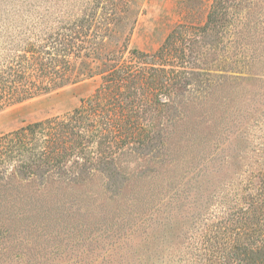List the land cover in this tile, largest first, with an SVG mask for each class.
Segmentation results:
<instances>
[{
  "label": "rangeland",
  "instance_id": "obj_1",
  "mask_svg": "<svg viewBox=\"0 0 264 264\" xmlns=\"http://www.w3.org/2000/svg\"><path fill=\"white\" fill-rule=\"evenodd\" d=\"M73 1L78 2L64 0L63 8L70 10ZM214 1L134 0L136 21L128 47L154 52L177 24L206 23ZM221 15L197 45L196 62L186 64L188 69L196 66L199 74L189 75V84H178L167 110L152 111L147 133L153 139L133 140L132 153L95 168H42L25 174L10 170L11 175L3 176L0 264H195L188 236L204 221L225 214L232 188L238 195L254 192L245 180L251 172L258 175L256 162L264 157V152H255L264 146V97L254 92L260 82L251 81L252 91H243L240 98L232 90L235 84L246 85L239 77L259 76L264 70V0H227ZM99 82L97 76L85 78L4 107L0 135L72 111ZM224 84L234 111L241 105L244 111L216 136L206 132L208 122L199 124L203 156L197 152L194 159L191 154L172 159L186 131L188 112L182 114V106L190 100L199 106L195 97ZM224 94V87L214 89L208 104ZM148 186L156 189L160 202L144 196L133 205L135 192ZM150 208L151 219L140 220L138 213ZM196 253L197 261L205 264L204 255L198 249Z\"/></svg>",
  "mask_w": 264,
  "mask_h": 264
},
{
  "label": "trees",
  "instance_id": "obj_2",
  "mask_svg": "<svg viewBox=\"0 0 264 264\" xmlns=\"http://www.w3.org/2000/svg\"><path fill=\"white\" fill-rule=\"evenodd\" d=\"M133 2L78 0L66 10L64 0H0V110L85 78L100 79L72 111L0 135V181L5 174L11 175L10 170L25 174L42 168L57 171L65 167L71 172L95 168L117 159L115 156L132 153L133 140L153 139L147 133L152 111L167 110L173 101L170 96L178 94V84H189V75L199 74L196 66L188 69L186 64L196 62L197 45L222 16L227 0L213 2L202 26L177 24L150 53L128 47L136 21ZM261 72L254 78L239 77L246 85L232 86L235 97L252 91L251 81L260 82L255 83L254 92L264 97V70ZM221 87L224 96L216 95L208 104L214 89ZM227 90L225 84L213 86L205 96L195 97L199 106L191 100L182 106V114L188 112L186 131L176 145L180 154L172 159L185 154L194 159L197 152L203 156L204 135L198 130L202 122H208L209 137L234 124L244 108L241 105L234 111L236 105L229 104ZM258 149L255 152L261 155L264 146ZM257 164L258 175L251 172L245 180L254 192L238 195L232 188V204L226 205L225 214L204 221L201 229L198 226L188 236L194 251L189 257L195 264H200L196 249L204 255L205 264H264V157ZM253 178L258 182L252 183ZM144 196L160 202L156 189L148 186L135 192L133 205ZM151 210L137 212L140 220L151 219Z\"/></svg>",
  "mask_w": 264,
  "mask_h": 264
}]
</instances>
